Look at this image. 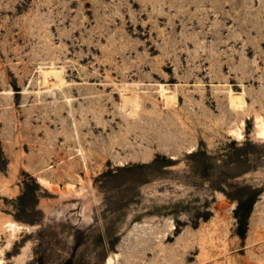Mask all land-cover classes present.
<instances>
[{
	"label": "rangeland",
	"instance_id": "1",
	"mask_svg": "<svg viewBox=\"0 0 264 264\" xmlns=\"http://www.w3.org/2000/svg\"><path fill=\"white\" fill-rule=\"evenodd\" d=\"M259 119L264 0H0V264H264Z\"/></svg>",
	"mask_w": 264,
	"mask_h": 264
},
{
	"label": "bare ground",
	"instance_id": "2",
	"mask_svg": "<svg viewBox=\"0 0 264 264\" xmlns=\"http://www.w3.org/2000/svg\"><path fill=\"white\" fill-rule=\"evenodd\" d=\"M42 73H43V76L42 77H43L44 83L48 84L50 82V77L53 76V75L54 76L58 75L59 74V71H55V69L50 68L49 71H44L43 70ZM59 76H60V74H59ZM163 97L166 98L165 101H168L172 96L171 95H168V94L167 95H164V93H163ZM234 132H235V136L236 137H240L241 136V133L239 132V130H236ZM256 134L260 138L264 139V121L261 120V119L257 120V122H256ZM21 227L22 226L20 224H18L16 222H13V221L12 222H8V224H7V228L9 230V232L11 233V235H14L17 231H19L21 229ZM106 264H111V259H108Z\"/></svg>",
	"mask_w": 264,
	"mask_h": 264
}]
</instances>
